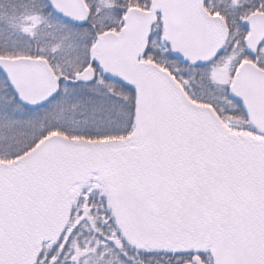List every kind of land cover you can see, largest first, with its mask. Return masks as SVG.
Wrapping results in <instances>:
<instances>
[{
  "label": "snow or ice",
  "instance_id": "1",
  "mask_svg": "<svg viewBox=\"0 0 264 264\" xmlns=\"http://www.w3.org/2000/svg\"><path fill=\"white\" fill-rule=\"evenodd\" d=\"M0 264H264V0H0Z\"/></svg>",
  "mask_w": 264,
  "mask_h": 264
}]
</instances>
